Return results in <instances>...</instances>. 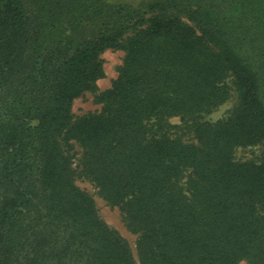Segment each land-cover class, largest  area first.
Returning a JSON list of instances; mask_svg holds the SVG:
<instances>
[{"label":"trees","instance_id":"trees-1","mask_svg":"<svg viewBox=\"0 0 264 264\" xmlns=\"http://www.w3.org/2000/svg\"><path fill=\"white\" fill-rule=\"evenodd\" d=\"M139 4L0 0V97H14L0 113V225H11L0 264H264V0ZM78 29L87 34L70 47ZM45 37L61 46L41 66L49 87L32 124L30 77L15 65L30 47L28 64L47 53ZM109 47L124 52L116 79L99 110L73 118ZM232 96L225 118L202 119ZM68 140L81 148L78 173L136 235L134 251L76 185ZM254 145L257 161L235 158Z\"/></svg>","mask_w":264,"mask_h":264},{"label":"rangeland","instance_id":"rangeland-1","mask_svg":"<svg viewBox=\"0 0 264 264\" xmlns=\"http://www.w3.org/2000/svg\"><path fill=\"white\" fill-rule=\"evenodd\" d=\"M57 1V0H56ZM106 1V0H104ZM122 1L124 3H127L128 5L132 7H138V4L141 0H111V2H117ZM150 1H146L145 3H148ZM140 5V4H139ZM146 5L142 6V9L146 10ZM149 11V10H148ZM148 14V12H146ZM145 13V14H146ZM168 14H174L180 17L183 21L189 23V24H195V22L192 21L189 17L191 15H188L186 12L178 11V10H168ZM65 26V22L63 23ZM58 31L59 36L56 37V39L65 38L67 39L66 34L68 33V30H64L61 27H57L55 29ZM75 34L70 36L74 39L73 43L70 45L73 46L76 41L81 40V36L83 33L79 29L77 32H74ZM56 36V35H55ZM46 38H42L38 40V44L43 48H46L47 53H42L38 56L34 55V62L27 63L26 57L31 56V53L35 54L32 51V47L27 49V55L23 56L15 65V68H20L18 73L22 74V77H30V79H26L23 85L24 91L28 92L27 95H32L29 106V118H31V123L35 124L39 121V115L41 113L42 108L44 107L45 101H46V94H47V88L49 87L48 81L45 79L44 74L41 71V66L43 67L45 62L47 60H50V51H53L54 49L57 50L61 46V44H56L52 42L51 40H47ZM69 38V37H68ZM39 50V49H38ZM38 53V52H37ZM98 61H101L102 64V75L99 76L95 80V87L90 90L84 91L82 94L78 95L74 98V100L71 103L70 112L73 116V118H77L81 115H84L88 112L97 111L101 108V104L96 100V96L102 92L103 90L109 88L112 84V82L116 79L119 71V67L122 64V60L124 57V52L121 49L118 48H105L104 50L96 53ZM36 58V59H35ZM58 60H54L50 62L48 66L49 69H55L57 68ZM34 68L33 73L30 72V70ZM33 76V77H32ZM14 79V78H13ZM17 82H19L17 78ZM230 85V84H229ZM15 89V88H14ZM234 91V87H232V92ZM32 92V93H30ZM12 94L14 95V91L12 90ZM2 100L0 101V113H3L6 109V98L12 99L14 98L10 94H7L4 96V94L0 97ZM235 97H231L230 100L227 102L219 105L215 110L212 112L205 114L202 119L207 120L209 122H214L218 119L225 118L228 115V111L231 109L232 106L235 104ZM1 117L2 114H0ZM20 120H23L24 115H19ZM169 123L172 126L171 131H176V127L181 124V120L178 116L171 117L169 119ZM66 154L69 156H72L73 166L76 170V178L75 183L76 185L82 189L83 191L89 193L92 195L93 199L95 200L96 208L98 210V213L100 217L111 227L115 228L130 244L132 250L134 251V245H135V237L136 235L132 232H130L126 227H124V223L121 217V213L117 207L110 206L102 197H100L97 194L96 188L86 178L81 176L78 172L80 170L79 167V159L81 154V148L77 144L75 140H68L67 142H64ZM11 149V147L9 148ZM260 151H262V146L254 145V146H247V147H238L236 148L235 152V158L239 160L244 159H250L252 161H257L260 156ZM12 152L9 154L11 156ZM2 166H5L4 159L2 160L0 158V169ZM11 168V166H9ZM6 188V186H4ZM8 193V190L6 194ZM18 210H21V207H18ZM10 226H3L0 225V237L3 236L5 238L6 232L10 230ZM21 247L17 246L13 252L14 257L17 260L21 261ZM239 264H246L245 262H240Z\"/></svg>","mask_w":264,"mask_h":264}]
</instances>
